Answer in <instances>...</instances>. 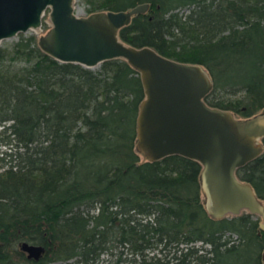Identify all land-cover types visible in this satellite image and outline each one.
<instances>
[{"label":"trees","instance_id":"1","mask_svg":"<svg viewBox=\"0 0 264 264\" xmlns=\"http://www.w3.org/2000/svg\"><path fill=\"white\" fill-rule=\"evenodd\" d=\"M84 1L88 13L148 2L119 29L121 39L203 64L210 105L241 116L264 108V0ZM143 95L138 71L122 58L94 68L59 61L31 35L0 46V126L10 145L2 153L16 159L0 170V264H99L104 252L107 264H264L256 215L207 214L198 161L140 159ZM236 173L264 201V151ZM22 241L44 251L28 256Z\"/></svg>","mask_w":264,"mask_h":264},{"label":"water","instance_id":"2","mask_svg":"<svg viewBox=\"0 0 264 264\" xmlns=\"http://www.w3.org/2000/svg\"><path fill=\"white\" fill-rule=\"evenodd\" d=\"M74 0H0V40L37 28L47 7L51 25L37 38L38 47L63 62L94 67L122 58L138 71L144 95L136 114L135 149L143 160L180 154L200 164L199 187L211 218L245 211L261 218L264 201L236 170L264 151V108L249 116L208 104L213 88L208 69L199 62L180 61L149 45L134 46L119 36L132 16L148 2L125 9H102L86 15L74 10ZM20 247L37 258L42 244L22 241Z\"/></svg>","mask_w":264,"mask_h":264},{"label":"rangeland","instance_id":"3","mask_svg":"<svg viewBox=\"0 0 264 264\" xmlns=\"http://www.w3.org/2000/svg\"><path fill=\"white\" fill-rule=\"evenodd\" d=\"M73 4H74V10H75V12L78 15H86V14H88V12H87V4L85 3L84 0H74ZM49 10H50V8L47 7L45 9L44 13L42 14V16H41V24H40L39 27H37V28H28L25 31L17 32L15 35H13L11 37L3 38V39L0 40V46L11 44L12 42L18 40L21 35H23V36H29V35L33 36L35 38V41H36V44H37L38 36L43 34L44 32H46L48 30V28L50 27V25H51V21H50V18H49ZM180 12H186V10L185 9H181ZM14 63H15V65H22L23 64V60H16ZM98 65H96L94 67H98ZM94 67H92V68H94ZM217 93L218 94H223V91L220 90L219 88H217L215 90V94H217ZM240 94H242V92H239L237 95L239 96ZM225 95H227V97H228L229 94H225ZM232 96H235V95H232ZM235 114L237 116H241L239 113H235ZM7 139H8V131L2 132L1 131V126H0V170H2L3 168H6L7 166H9L10 164H12V163H14L16 161V159L13 158V155L11 157H9L8 155H5L4 153H2L4 149L9 150L8 148H10V145L5 143V141ZM2 157H4V158L1 159ZM140 159L143 160L141 155H140ZM200 195L202 197L201 192H200ZM243 212H245V211H243ZM230 216H233V215L229 214L228 217H230ZM257 217H258V220L261 221V218L259 216H257ZM225 235L226 236L230 235V238H236V233L235 232L231 233L229 231H226ZM199 244H200V241L196 242V245H199ZM263 251H264V246L261 248L260 254ZM245 252L248 253L249 255L251 254V252H249V251L245 250ZM249 255L246 256V254L244 253V255L242 257L245 258V259H246V257L248 259H251L252 255H250V256ZM110 260H112V259L110 258L109 253L104 252L100 256L99 264L110 263ZM47 264H64V263L61 262V261H54V262H49ZM123 264H125V262H123Z\"/></svg>","mask_w":264,"mask_h":264},{"label":"flooded vegetation","instance_id":"4","mask_svg":"<svg viewBox=\"0 0 264 264\" xmlns=\"http://www.w3.org/2000/svg\"><path fill=\"white\" fill-rule=\"evenodd\" d=\"M260 260L262 263H264V251L261 253Z\"/></svg>","mask_w":264,"mask_h":264}]
</instances>
